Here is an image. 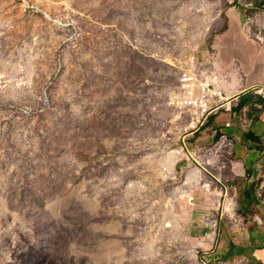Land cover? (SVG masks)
<instances>
[{
  "label": "rangeland",
  "instance_id": "1",
  "mask_svg": "<svg viewBox=\"0 0 264 264\" xmlns=\"http://www.w3.org/2000/svg\"><path fill=\"white\" fill-rule=\"evenodd\" d=\"M237 1L0 0V264H264V166L171 102Z\"/></svg>",
  "mask_w": 264,
  "mask_h": 264
},
{
  "label": "crops",
  "instance_id": "2",
  "mask_svg": "<svg viewBox=\"0 0 264 264\" xmlns=\"http://www.w3.org/2000/svg\"><path fill=\"white\" fill-rule=\"evenodd\" d=\"M240 1L216 12L207 27L215 34L205 71L220 76L224 100L200 139L231 146L224 166L235 179H250L264 166V98L254 91L264 87V25L247 24Z\"/></svg>",
  "mask_w": 264,
  "mask_h": 264
},
{
  "label": "built area",
  "instance_id": "3",
  "mask_svg": "<svg viewBox=\"0 0 264 264\" xmlns=\"http://www.w3.org/2000/svg\"><path fill=\"white\" fill-rule=\"evenodd\" d=\"M254 91L264 98L263 86L256 87ZM223 100L221 78L218 74L189 70L181 75L171 102L175 109L186 111L191 118L192 128L200 130L204 127L207 130L210 117L219 113Z\"/></svg>",
  "mask_w": 264,
  "mask_h": 264
}]
</instances>
